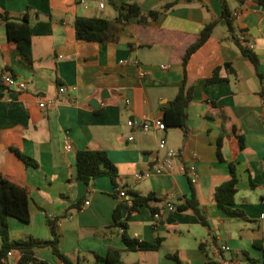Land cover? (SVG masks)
Instances as JSON below:
<instances>
[{
    "label": "crops",
    "instance_id": "1",
    "mask_svg": "<svg viewBox=\"0 0 264 264\" xmlns=\"http://www.w3.org/2000/svg\"><path fill=\"white\" fill-rule=\"evenodd\" d=\"M137 1L144 12L174 5L156 20L117 24L114 4L130 0L85 5L0 0V12L18 17L30 7L40 14L31 19V60L8 41L0 22V75L9 72L27 85L15 90L0 82V175L27 189L31 214L28 223L8 218L10 239L51 240L52 223L58 249L71 261L92 263L96 255L119 249L124 264H245L246 255L264 264V7L225 0L234 35L259 57L260 79L232 41L226 20L183 69L186 50L207 24L220 19L221 0ZM78 16L113 22L112 37L77 40ZM216 70L223 80L207 83ZM184 76L194 86L185 130L142 133L127 125L161 119ZM38 96L55 104L41 109ZM12 149L37 167L26 166ZM83 150L108 154L117 169L115 183L108 177L89 184L77 179L75 157ZM170 150L177 152L171 170L155 174ZM230 164L238 179L234 207L244 211L245 220L224 215L213 199L215 188L230 177ZM190 165L197 169L196 184L182 171ZM192 192L208 227L192 211L167 210V204L183 203ZM131 193L154 194L157 200L129 214ZM117 208L126 233L139 241L160 240L158 250L124 252V230L114 221ZM33 258L30 264L62 262L49 247L35 249Z\"/></svg>",
    "mask_w": 264,
    "mask_h": 264
},
{
    "label": "trees",
    "instance_id": "2",
    "mask_svg": "<svg viewBox=\"0 0 264 264\" xmlns=\"http://www.w3.org/2000/svg\"><path fill=\"white\" fill-rule=\"evenodd\" d=\"M253 1L256 4L264 7V0H241V2ZM223 6V12L219 20L207 24L197 39V41L191 45L182 57V66L185 71L191 56L200 49L212 35L215 27L220 20H226L229 30L232 33V41L239 49L243 57L247 58L253 65L257 76L262 79L263 76L259 72V57L251 50L246 41L240 40L234 35V29L232 27V21L228 20V11L225 0H221ZM174 3H169L162 6L157 10H150L144 12L140 7L137 0H130L128 4H114L118 14L114 23H127L131 19H136L138 22L143 23L149 20H156L158 15L172 7ZM39 12L32 8H28L26 13L22 16H12L9 12H0V22L5 25V31L7 39L11 43H17L21 49L22 55L31 60V19L33 17H39ZM114 23L105 19L90 18L84 16H78L74 21L75 38L77 40L86 41H104L111 38V33L114 29ZM186 73V72H185ZM1 76V75H0ZM223 80L218 76V70L214 72V75L207 80V83L212 84ZM194 86L188 83L186 76H184L182 85L175 99L170 102L169 106L164 108L162 115V122L166 128H180L186 129L187 108L193 100ZM242 141V138H240ZM221 139H219L218 147L221 146ZM244 147L243 141L241 142V148ZM218 148V149H219ZM12 152L19 158L26 166L37 167V162L25 155L19 150L12 149ZM75 171L77 179L89 184L91 181L101 177H108L113 183L117 178V169L110 160L108 154L102 150H83L76 153L75 157ZM238 179L236 175L235 167L230 164V177L229 179L217 186L213 193V199L219 208V210L229 217H236L239 219H246V215L243 210L235 208V196L238 192L237 189ZM133 200L129 207V214L135 212L139 206L148 205L152 200H157L154 194L143 196L140 193H131ZM180 212L192 211L198 215L201 223L208 227L206 219L200 214L199 204L194 192L191 193L189 199L183 203H178L175 206ZM119 208L114 212L115 224L123 228L122 241L125 245L124 252H136V251H156L159 248L160 240L155 243H149L145 241H139L136 238L130 237L126 233V226L120 222V216L118 213ZM152 214L156 213V209L151 208ZM14 218L22 223H28L31 218L29 211V193L27 189L21 185L15 184L0 175V264H5L3 259L7 257L9 251L18 252L21 254V258L18 264H30L35 261L33 258L34 251L37 248L49 247L53 253L62 261L63 264H124L122 260V250L110 249L105 257L95 256V260L92 263H86L83 261H71L64 256L58 249V236L55 230V226L51 223V240H11L9 235L8 218ZM202 247V244H201ZM262 251H264L262 249ZM206 264H220L218 262H207ZM245 264H257V260L246 255Z\"/></svg>",
    "mask_w": 264,
    "mask_h": 264
},
{
    "label": "built area",
    "instance_id": "3",
    "mask_svg": "<svg viewBox=\"0 0 264 264\" xmlns=\"http://www.w3.org/2000/svg\"><path fill=\"white\" fill-rule=\"evenodd\" d=\"M87 0H77V2L79 4L85 5ZM105 4L104 2L100 3V8H104ZM162 69H167L168 66L166 65H162L161 66ZM0 82L12 89L15 90H25L27 88L26 82L20 80L19 78L13 76L11 73L9 72H5L3 74H1L0 76ZM59 91L61 93H63L65 90L64 88H60ZM37 102H38V106L41 109H44L47 105H53L55 104V102L53 100H48L45 99L43 96H38L37 97ZM127 125L129 127H134L137 126V129L139 132L142 133H148L151 130H165V124L162 122L161 119H153V120H147V119H142V120H129L127 122ZM129 140L132 141L133 137L130 136ZM166 147L165 142L162 140L159 144V148L160 149H164ZM67 150H70L72 147L71 145H67L66 146ZM177 156V152L170 150L167 152V156L165 157L163 163L159 166H157L154 170L155 174H160L164 171H169L171 170L172 166H173V159ZM182 171L187 174L189 176L190 182L192 184H196L197 180H198V173H197V169L194 165H190L188 167H183ZM136 177H141V175H136ZM119 195L121 197H125L126 193L125 190H122ZM86 204H88V202H86ZM167 210L172 211L174 210V206L172 204H167ZM153 218L155 220L160 219V214L159 213H155L153 215ZM228 248L226 246H222V250H227ZM21 258V254L18 252H14V251H9L7 253V257L5 259H3V262L5 264H18L19 260ZM59 264H63L62 262Z\"/></svg>",
    "mask_w": 264,
    "mask_h": 264
},
{
    "label": "water",
    "instance_id": "4",
    "mask_svg": "<svg viewBox=\"0 0 264 264\" xmlns=\"http://www.w3.org/2000/svg\"><path fill=\"white\" fill-rule=\"evenodd\" d=\"M131 198H133V197L131 196ZM209 224H210V226L212 225L211 222H209Z\"/></svg>",
    "mask_w": 264,
    "mask_h": 264
}]
</instances>
